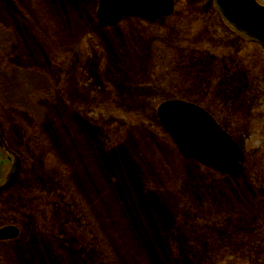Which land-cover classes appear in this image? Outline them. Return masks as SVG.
<instances>
[{"label":"rangeland","instance_id":"374dc122","mask_svg":"<svg viewBox=\"0 0 264 264\" xmlns=\"http://www.w3.org/2000/svg\"><path fill=\"white\" fill-rule=\"evenodd\" d=\"M97 1H0V116L17 123L0 130V229L19 230L0 257L38 246L57 264H264L262 47L213 0L113 26L97 23ZM176 99L242 148L238 178L179 154L157 118ZM66 105L71 138L48 119ZM204 198L236 214L202 237L190 220Z\"/></svg>","mask_w":264,"mask_h":264},{"label":"water","instance_id":"95a60500","mask_svg":"<svg viewBox=\"0 0 264 264\" xmlns=\"http://www.w3.org/2000/svg\"><path fill=\"white\" fill-rule=\"evenodd\" d=\"M214 1L228 24L264 47V5L257 0ZM174 7V0H98L96 18L100 26H113L129 16L154 23L170 16ZM157 117L184 158L234 178L239 176L245 160L243 150L202 107L183 100H167L158 106ZM18 235L14 226L0 229V241Z\"/></svg>","mask_w":264,"mask_h":264},{"label":"trees","instance_id":"16d2710c","mask_svg":"<svg viewBox=\"0 0 264 264\" xmlns=\"http://www.w3.org/2000/svg\"><path fill=\"white\" fill-rule=\"evenodd\" d=\"M0 1H2V0H0ZM180 1L183 3L185 0H178L177 3L180 4ZM47 3L52 4V5L55 4L54 0H47ZM95 4H97V2ZM186 6L188 7V9L191 7L190 3H187V0H186ZM215 12H217V11L215 10ZM8 59H9V61L12 60L11 57L10 58L8 57ZM49 67L51 68L50 71L54 72L55 74H58V72L60 70L58 63H54L52 61L51 64L49 65ZM53 68L55 69V71L53 70ZM239 97L241 98L242 95H239ZM65 107H66V109H64L60 113L57 111V109L54 106L51 107L49 112H48L49 113L48 119H49V124L55 126V129L53 131L54 134H57L56 131H60L59 129H62V132L66 133V134H68V136H70L71 132H72L71 128L74 129V124H73V123H75L74 122V112L72 111V108L70 106H69V108L67 105ZM55 111H57V113ZM8 118H10V115L8 117L0 116V130H2V133L5 132V128L12 129L13 132H14V130H16L17 123H15L11 119H10V122L6 121V119H8ZM61 125H63L62 128H61ZM70 138H71V136H70ZM66 141H67V139H66ZM69 196L70 197H68V198H72L71 194ZM222 196L224 198H226L227 201L229 200L227 193H224ZM70 205H72V204L69 201L67 204V207L69 208ZM199 206H200L199 209L201 212H200V214H195L192 217V219L190 220V224L197 225L196 226V228H197L196 232H199V234H201L202 237L207 236L208 232H209L208 229H210V231H211L214 227H216L219 224V221L223 220L228 215L232 216V215L236 214L235 213L236 211H234L232 209V205H230L231 206L230 212H227L226 209L223 211V209H219L217 207H216L217 208L216 211L209 209V208H212L213 206H217V203L214 200H208L206 198H204L200 201ZM83 217H84L85 221L86 220L88 221L87 225L92 226L91 222L88 220L89 218L86 219L84 215H83ZM216 218H218V219H216ZM239 234L243 235L244 233L239 232ZM3 244H6V242L0 243L1 246ZM23 250H24V252H20V255L15 253L13 256H8L7 258H1L0 257V264H57L58 263V260L55 256L54 251L53 252H45L44 250L38 248V246H37V249H35V250L34 249L30 250L29 247H27V249H23ZM99 258L101 259V257H99ZM69 264H87V262L75 263V262L70 261ZM90 264H105V262H103V260H99V261H95V262H90Z\"/></svg>","mask_w":264,"mask_h":264},{"label":"flooded vegetation","instance_id":"af4514ba","mask_svg":"<svg viewBox=\"0 0 264 264\" xmlns=\"http://www.w3.org/2000/svg\"><path fill=\"white\" fill-rule=\"evenodd\" d=\"M174 1H175V0H174ZM176 5H177V2L175 1V7H174V11H173L172 14L175 13ZM232 29H233V28H232ZM233 30H234V29H233ZM234 31H235V30H234ZM248 40H249L250 42H253V43L258 44L259 46H261V44H260L257 40H255V39L248 38ZM261 47H262V46H261ZM262 49H263V52H264V48H263V47H262Z\"/></svg>","mask_w":264,"mask_h":264}]
</instances>
